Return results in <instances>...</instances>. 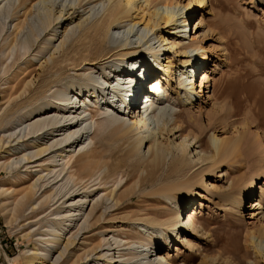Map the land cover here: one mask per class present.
<instances>
[{
    "label": "bare ground",
    "instance_id": "bare-ground-1",
    "mask_svg": "<svg viewBox=\"0 0 264 264\" xmlns=\"http://www.w3.org/2000/svg\"><path fill=\"white\" fill-rule=\"evenodd\" d=\"M2 1L4 0H0V4H2ZM28 1L31 2L32 0H19V6L21 4L23 6L24 17L29 10L28 5H25V2ZM98 3L100 5L96 6ZM142 3L143 5L139 6L135 0H76V2L71 0L68 3H61L56 9L52 5H42L41 13L43 16L37 35H34L35 38H33L30 33H27L23 39L28 50H30L42 31L53 30L56 34L55 26L61 22L66 23L63 33L67 32L68 34L74 27L79 30H85L79 44L72 46L75 51V53L73 52L74 55L78 53L77 58L69 59V56L67 57L68 52L64 53V39L60 41L59 46L53 44L52 48L54 50L59 49V53H62L65 59L71 60L70 64L74 68H78L80 65H92L94 69L99 67L98 70H101L103 74L100 78L106 82L102 81L101 83V79L97 80L93 74L88 73L83 79H78L71 85L51 91L53 81H42L43 84L41 85L40 83L41 86L38 85L40 88L37 87L39 89L38 93L43 95L46 92H50L54 99L33 102L31 93L36 91L33 86V77L35 78L36 74L32 75L35 72L30 71L20 81H16L15 76L11 77V74L1 77L5 80L8 79V82H11L12 78L16 81L11 87L13 90V92L11 90L12 94H9V99L11 100L7 99L11 103L26 100L29 106L24 114L29 117V120L33 121L30 122L31 131L25 135L24 139L20 140L16 137L10 140L9 137L3 140L1 138L0 154L2 152L8 153L14 148L10 144L11 141L17 144L26 141L32 148L30 147L31 152L23 155V159L26 160L25 164L41 167L39 170L41 173L37 176L33 185H29L17 201V210L21 213L22 209L39 193V196L44 195L45 199L40 202L39 207L35 210L45 209L60 201L63 206L58 223L60 227L57 230H63L65 222L72 223L66 233H55L53 238L49 239L51 244H47L51 248L56 247L55 251H59V257H62L66 252L58 264H101L98 262L106 264H172L160 252L163 247L170 243L168 238L171 241L181 244L185 243L189 248H193L195 243L193 244L190 239L184 238L186 233L193 236L200 229L201 234L207 237L212 235L205 224L195 218L193 208L184 215L176 212L175 217H170L166 220L160 217L161 211L157 209L154 211L155 215L153 216H145V219L136 218L143 223H159L170 230V233L166 235L167 232L162 229L158 236L157 234H153L154 236L145 235L141 232V235L145 236L144 239L146 241L141 239L142 241L141 243L139 241V243L141 244L140 246L145 248L132 253L127 258H125L123 253L119 254L118 257L122 258L121 262L120 260H115L113 256V251L121 244L118 240H115L114 243L116 245L112 246L109 240L102 242V238L97 239L95 236H89L88 239L90 241L86 247L82 248V252L78 250L72 251L71 249L80 230L82 231L81 235H83L90 231L102 229L105 226L104 219L112 218L111 216L118 212H125L130 207L134 194L139 190H143L146 187L152 188L162 177L167 179L175 174L181 175V173L185 172V166L200 165L198 168L204 166L205 168L213 169L218 163L225 160L238 162L240 158L237 157L244 153L248 158H252L251 166L255 167L254 177L257 178L259 175L258 160L254 158L258 149L255 144L258 137L257 132L252 137H249L248 132L246 133L245 130H242L238 132L235 138H227L224 136V132L219 136L216 134V130L219 127L233 126L234 121L230 119L234 114V106L230 107L228 105V99L233 91L232 93H236L235 104L238 105L241 99L238 98L237 93L241 87L235 81H228L224 85L219 86L217 92L216 85L219 84H217L218 81L216 79H213L211 83L213 71L207 67L211 58H209V50L200 45L201 35H194L191 38L189 35L186 36V25L194 17L195 12H198L197 10L200 11V16L193 21L194 34L199 31L203 37L207 33L214 32L215 28H220L223 20H207L206 15L209 12L207 7L210 6L208 0H142ZM79 8L87 10L84 12L87 15L84 16L81 13L74 15L75 10ZM101 8V11H103L102 15L99 19L97 18L100 22L96 24L95 28H93V25L94 34L92 35L90 34L91 32H88L86 25L90 17L98 15L97 13H99ZM17 10L18 6L14 8L10 15L18 20L20 17L17 14ZM1 14L5 18L7 14L5 3L0 7ZM126 22L127 30L121 32L123 30L121 28L126 27L124 25ZM161 24L166 27L169 26L170 32L166 38L161 35L159 30ZM140 25L143 26L139 28ZM170 25H173V27H170ZM21 26L19 22L15 23V31ZM203 26L207 27L206 31H203ZM239 28L243 39L247 41V30L241 25H239ZM3 29L4 26L0 32ZM110 29L114 31L112 30V33H109ZM138 29L144 31V33L138 35V32H140ZM117 32H121L122 43L115 46L119 38ZM134 35L138 36L137 42L140 41V45L136 44L128 47L127 45L131 43ZM176 36L180 37L181 40L177 41ZM145 37H147L146 40L141 41ZM259 37V34L255 36L257 40ZM15 38L16 33L15 37L8 42V47L15 41ZM185 38L188 39L187 44L179 48L180 41ZM51 43L52 38H47L45 45ZM119 46L121 49L117 50ZM171 49H175L174 51L182 57V60L178 66V85L171 88L174 91L173 94L168 93L166 95L167 93L165 92V96H167L165 101L169 102L170 99H174L177 103L184 105L185 110L173 113L174 119L169 122L167 118L172 111V107H167L165 101L161 105L154 104L155 96L153 95L146 100L145 110L138 117L132 115V111L126 113L134 95L133 91L135 88L137 89L138 85H141L144 76L146 82H149L146 87L148 91L152 92V89L157 84L160 85L159 88L163 89V91L167 88L168 90L170 89L172 82L171 67L161 61V56L171 52L175 54ZM20 58L21 55L15 53L9 68L14 66ZM4 61V58L0 57V64ZM44 63L46 66L47 60H44ZM124 64L125 66H123ZM144 67L153 69L155 73L147 77L143 73ZM48 71L46 69V73ZM110 74H112V77H110ZM197 74L198 78L200 76L199 84H196L198 80L195 81ZM29 76H32V78L26 81ZM128 77H130V80ZM155 81L156 84L154 86ZM257 81L259 82V80ZM197 85L199 87L198 91H196ZM90 86L92 87L90 88ZM107 86L108 89L106 88ZM211 86L213 87V93L210 97L214 99V103L219 102L220 106H215L213 111L207 114L208 124L203 127L196 116L188 113V109H190L189 106H192L199 92H203L204 88ZM183 88L184 91L181 92ZM83 90L87 94L86 97L83 95L82 98L80 97L76 101L79 95L83 93ZM118 90L120 91V94L117 95L119 101L117 98L115 101L112 92L115 94ZM71 92H74L75 99ZM110 92L111 96L109 95ZM207 92L209 93V90ZM103 95H106V97L104 98ZM173 95L176 97H173ZM87 99L94 104V109L90 110L87 107ZM101 99L104 100V103H101ZM80 101H82V105H79ZM113 102H116L114 106ZM117 102L120 103L117 104ZM252 103L247 99V104L249 105L247 113L250 116V119H247L250 121L247 122L256 121L258 126H264V99L262 101L256 100L253 104L255 107H252ZM151 106L161 110L152 111V113L148 112ZM81 109L82 111H80ZM109 109L112 110L111 113H109ZM86 111L89 112V115H87ZM84 112L87 116L83 114ZM184 113L187 115L188 120L183 116ZM150 120L155 124L156 129L155 126L151 127ZM159 120H161V123H159ZM83 122L85 123L83 124ZM92 123L96 124L93 130L91 129ZM99 128L103 131L101 137L104 142L99 146H95L94 137L91 136L92 134L90 136L88 134L91 132L95 136V132ZM208 132H210L208 137L211 148L210 154L203 153V150L199 149L204 134ZM175 134H178V136L173 138L171 142L166 141L168 136ZM85 135L90 137L87 144H85V140H82ZM197 143H200V145L194 147ZM78 145L80 148L76 150ZM241 145H245V149H240ZM145 146H147V150L144 152L143 148ZM193 147L195 152L190 154ZM102 168L106 170L104 173H100ZM42 171L46 172L42 174ZM58 184L59 187L56 188ZM201 185L208 189L209 184L206 185L204 181H202ZM185 186L183 183L177 186L166 184V186L150 190L147 193H143V195L139 193L138 201L151 203L157 200L156 195L159 193L165 195L164 197L166 198L174 199V204H176L177 197L174 191ZM187 188L189 189L190 186L188 185ZM260 189V195L254 200L252 208L253 214L260 215L258 218L259 224L248 230L247 239L253 246L254 254L264 256V189L262 190V187ZM246 194H253V181H250L246 186ZM191 197V194L187 195L190 202H192ZM76 198H79V200L75 201ZM86 198H89L88 201H86ZM150 206L149 204L138 205L135 211L124 216L127 219H133L135 215L140 214L139 212L143 210L147 215L153 211ZM102 208H104V211H101ZM82 209L84 210L83 213H81ZM35 210L32 211L33 214L36 212ZM84 215L85 219L83 222L85 223L86 221V225L81 226L82 223L81 225L79 223ZM67 233L71 235L65 236ZM213 241L214 244H219L217 240ZM130 243L133 242L130 240ZM130 243L126 241V244ZM103 245L107 247L102 248ZM202 250L205 251L206 249L202 248ZM69 252L73 253V256L66 258ZM108 252L110 253L107 255ZM92 254L96 256L94 257ZM73 258L75 259L73 260ZM209 258L211 263H218L220 260V257L216 256H209ZM144 259L146 260L144 261ZM151 259L156 260L151 261ZM196 259V255L191 253L184 259L183 264H193ZM44 262L45 257L38 256L26 260V264H47ZM221 262L228 264L226 259ZM50 264L56 263L51 262ZM199 264L207 263L203 259Z\"/></svg>",
    "mask_w": 264,
    "mask_h": 264
},
{
    "label": "rangeland",
    "instance_id": "rangeland-1",
    "mask_svg": "<svg viewBox=\"0 0 264 264\" xmlns=\"http://www.w3.org/2000/svg\"><path fill=\"white\" fill-rule=\"evenodd\" d=\"M69 1L71 0H43V2L42 0H32L31 2H25V5H28L29 7L25 17L23 15L22 4L20 5L21 7L19 6V0L2 1V4L5 3V11H7V14L5 18L2 14L0 15V30L4 26V29L0 32V57H3L5 60L0 64V139L3 138V140H6L10 137L9 139L12 140L17 137L21 140L25 138V135L29 131H31L30 122L33 120H29V117L24 114L29 103L26 100L20 102L14 101L12 103L9 101L11 100L9 99V94H12L13 92L11 89L12 85L16 81H20L26 77L30 71L35 72L32 76L36 74V77H33V86L36 88V91L31 93V98H35L34 100L32 99L33 102L54 99L50 92H46L43 95L38 93V88H40L44 81H53L51 91L63 86L71 85L78 79H83L88 73L93 74L97 80L101 79V83L102 81L106 82L104 79L102 80V78H100L103 74L101 70H98L99 67L94 69L92 65H80L78 68H74L73 65L70 64L71 60L65 59L64 55L62 56V53H59V49L54 50V48H52L53 44L59 46L60 41L64 39V53L68 52L67 57L69 56V59L77 58L78 53L74 55L75 51L72 49V46H77L83 38V33L85 32L83 29L79 30L74 27L68 32V34L67 32L63 33L66 23L61 22L55 26L56 34L53 30L42 31L30 50H28L26 43L23 42L27 33H30L33 38H35L34 35H37V32L41 27L40 21L43 16L41 13L42 5H52L56 9L61 3H68ZM73 1L76 2V0ZM135 2L139 6L141 4L143 5L142 0H135ZM208 2L210 6L207 7V9L209 8V12L207 13L206 18L207 20L213 21L218 19L223 20L220 28H215L214 32L207 33L205 36L203 35V37L202 33L199 31L194 34L193 21L200 16V11L197 10L198 12H195L194 17H192L186 25L187 35H185H189L190 38L194 35H201L200 38L202 40L200 45L209 50V58H211L207 64V67L213 71V74L211 75V77H213L211 83L213 79H216L218 81L217 84H219L216 85L217 92L219 86L224 85L225 82L228 81H235L241 87L237 93L238 98L241 99V102L238 105L235 104L236 93H232L233 91L231 92L232 96L230 94L228 99V105L230 107L234 106L235 110H233L234 114L230 119L231 121H234L233 126H227L226 128L219 127L217 128L218 130H216V134L219 136L224 132V136L227 138H235L238 132L242 130H245L246 133L248 132L247 134H249V137H252L257 132L258 137L256 138L257 140L255 144L258 146V149L254 158L258 160L257 165L260 167L258 171L259 175L257 178L254 177L255 167L251 166L252 158H248L244 153L237 157L240 158L238 162L225 160L218 163L213 169L205 168L204 166L198 168L200 165L185 166V172L181 173V175L175 174L167 179L162 177V179L158 180L152 188L146 187L143 190H139L134 194L133 200L130 202V207H128L125 212H118L112 215V218L104 219L105 226L102 229L90 231L83 235H81L82 231L80 230L75 240V244L72 245V251L78 250L79 252H82V248L86 247L90 241V239H88L89 236H95L97 239L102 238V242L109 240L112 246H115L116 243H114V241L118 240L121 244L113 251V256L115 260H120L121 262L122 258L118 257L119 254L123 253L125 254V258H127L132 253L145 248L140 246L141 241L145 240V236H142L141 232L145 235L154 236L157 234L158 236L162 229L167 232L166 235L170 233V230L161 226L159 223H143L136 218L145 219V216H153L155 215L154 211L157 209L161 211L160 217L163 220H166L170 217H175L176 212L184 215L193 208L195 211V218H197L199 222L205 224L207 230H209V233L212 235L207 237L206 235L201 234L202 232L200 229H198L199 232L194 233L193 236L186 233L184 238L190 239L193 244L195 243L193 248H189L185 243H177L168 238V242L170 243L163 247L160 252H162L172 264H183L184 259H186L191 253L197 257L193 264H199L203 259L207 264H224V262L221 261L225 259L226 261L228 260V264H264V256L258 254L255 255L253 246L247 239L248 230L259 224L258 218L260 215L253 214L252 208L254 200L260 195V188L262 187V190L264 189V126H258L256 121L250 123L247 122L250 121L247 120L250 119V116L247 113L249 106L247 104V99L250 100V102H253L252 107H255L253 104L256 100L262 101L264 99V0H208ZM2 4H0V7ZM99 5L100 3L96 6ZM16 6H18L17 14L20 17L18 20L14 16L12 18L10 15ZM82 9L83 8H79L75 10L74 15L77 13L84 14V16L87 15L84 13L87 10ZM101 10L102 8L100 11ZM100 11L97 13L98 15L90 17L88 24L86 25V27H88L87 30H89L88 32H91L90 34L92 35L94 34L93 28H95L96 24L100 22L98 19L103 12ZM17 22L22 26L15 31L14 24ZM124 25L126 27L121 28V30L123 29L121 32L127 30V22ZM239 25L244 26L247 30V41L243 39ZM142 26L143 25H140L139 28ZM170 27H173V25H170ZM202 28L203 31H206L207 29L206 26H203ZM112 30L113 29H110L108 32L112 33ZM159 30L164 38L169 35V26L166 27L161 24ZM138 31H140L138 32V35L144 33L141 29H138ZM121 32H117L119 38L116 41L115 46L122 43ZM15 33V41L8 47V42L15 37ZM63 34L64 36H62ZM257 34L260 36L258 40L255 38ZM49 37L52 38V43L45 45L46 40ZM137 37V35H134L131 39V43L127 46L131 47L136 44L140 45V41L137 42ZM176 37L177 41L181 40L180 37ZM146 38L147 37L143 38L141 41H145ZM187 42L188 39L186 38L180 41L179 48H181L182 45L187 44ZM120 49L121 47L119 46L117 50ZM27 50L28 52L23 55ZM171 50L175 52V49ZM15 53L21 55V58L14 64V66L9 68V64L13 60ZM177 54L178 53L176 52L175 54L171 52L161 56V61L164 64L167 63L171 67L172 82L170 89L168 90L167 88L165 90L167 93L166 95H168V93L173 94L174 91H172L171 88L174 86L176 87L179 82L178 66L182 57ZM7 56L9 57L7 58ZM44 60H47L46 66ZM66 64L67 66H65ZM52 66L53 68H51ZM123 66H125V64ZM119 68H121V66H119ZM158 68L157 70L160 71ZM46 69L49 70L47 73ZM26 72L28 73L26 74ZM8 74H11V77L15 76L14 78H16V81L12 78L11 82H8V79L5 80L1 78ZM38 74L39 76H37ZM32 76H29L26 81L32 78ZM110 77H112V74H110ZM195 77V81L198 80L196 84H199L200 76L198 78L197 74ZM257 80H259V82ZM91 87L92 86H90V88ZM106 88L108 89V86ZM212 88V86L204 88L203 92H199L196 99L193 101L192 106H189L190 109H188V113L196 116L203 127H206L208 124L207 114L213 111L215 106H220L219 102L214 103V99L210 97L213 93ZM198 90L199 87L197 85L196 91ZM208 90L209 93L207 92ZM183 91L184 88L181 89V92ZM74 92H71V95ZM112 94L116 101V98L118 100L117 95L120 94V91L118 90L115 94L112 92ZM83 95H85V97L87 95L85 90H83V93L79 95V98H77L76 101H78L80 97L82 98ZM103 96L104 98L106 97V95ZM73 97L74 99L76 98L75 95ZM166 97L167 96L164 98L165 100ZM173 97L176 96L173 95ZM93 100H95V98H93ZM101 103H104L103 99H101ZM114 103L116 104V102H113V106L115 105ZM82 104V101H80L79 105ZM87 105L90 110L94 109V104L90 103L88 99ZM165 105H167V107H172V111L167 118L169 122H172L174 119L173 113L179 110H185L184 105L177 103L174 99H170L169 102L165 101ZM80 111H82V109ZM111 111L112 110L109 109V113H111ZM86 113L89 115V112L86 111ZM86 113L84 112L83 114L86 115ZM183 116L188 120L185 113ZM150 122L151 127H154L155 124L152 123V120H150ZM84 123L85 122H83V124ZM159 123H161V120H159ZM95 126L96 124L92 123L91 129L93 130V127ZM102 133L103 131L99 128L98 131L95 132V136L91 132L88 134L89 136L92 134L91 136L94 137L93 140L96 142L95 146H99L104 142L101 137ZM209 133L210 132L204 134L203 141L199 147V149L203 150L202 152L206 154L211 153L210 142L208 139ZM88 135H85L82 139L85 140V144L90 140ZM177 136L178 134L168 136L166 141L171 142V140ZM57 137L59 138V136ZM10 144H12L14 148L8 151V153L2 152L0 154V264H26V260L34 256L45 257L44 263L50 264L51 262H55L58 264L65 256L66 252L62 257H59V251H55L56 247L51 248L47 244H51L49 243V239L53 238L55 233H66L72 226V223L65 222L63 230H57L60 227L58 223L61 218L60 215L62 214L61 210L63 204L61 205L59 201L45 209L35 210L39 207L40 202L45 199V196H39V193L36 194L22 209L21 213H19V210H17V201L21 198V194L26 188L29 185H33L37 176L41 173L39 171L41 167H35L33 164H25L26 160L23 159V155L31 152L32 148L28 142L25 141L17 144L16 142L11 141ZM198 145H200V143L195 144L194 147ZM194 147L191 149L190 154L195 152ZM79 148V145L76 146V150ZM240 149H245V145H241ZM143 150L145 152L147 146H145ZM5 160L7 161L3 164ZM105 171V168H102L100 173H104ZM45 172L46 171H42V174ZM256 179L257 181H255ZM202 181H204L206 185L209 184L208 189L202 187ZM250 181H253L252 195L246 194V186ZM184 182H186V184H184ZM182 183L186 186L174 191V194L177 197L176 204H174V199L166 198L164 197L165 195L159 193L156 195L158 201L156 200L151 203L138 201L140 194L143 195V193L166 186V184L177 186ZM188 185L190 186L189 189L187 188ZM58 187L59 184L56 188ZM188 194H191L192 202L188 200ZM77 199L79 200V198H76L75 201H77ZM88 199L89 198H86V201H88ZM143 204L151 205L150 208L153 211L146 215L143 210L139 212L140 214L135 215L133 219H127L125 217L132 213V211H135L138 205L140 206ZM83 209H85V207H83ZM83 209L81 210V213L84 212ZM33 210L36 211L34 214L32 212ZM101 211H104V208H102ZM84 219L85 215L80 220L79 225H81V223V226L86 225V221L85 223L83 222ZM70 235L71 234L67 233L65 236ZM130 240L133 243H130ZM213 240H217L219 244H214ZM126 241L130 244H126ZM106 247L107 246L105 245L102 246V248ZM202 248H205L206 250L203 251ZM109 253L110 252H108L107 255ZM70 256H73V253H67L66 258ZM93 256L95 257L96 255ZM209 256L220 257V260L218 263H211ZM74 259L75 258H73V260ZM145 260L146 259H144V261ZM152 260L156 259H151V261ZM98 263L106 264L104 262Z\"/></svg>",
    "mask_w": 264,
    "mask_h": 264
}]
</instances>
